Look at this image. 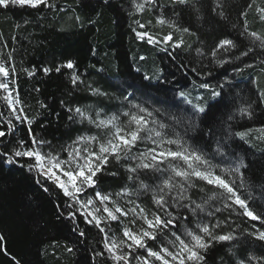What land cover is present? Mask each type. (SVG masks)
Masks as SVG:
<instances>
[{
	"label": "trees",
	"instance_id": "1",
	"mask_svg": "<svg viewBox=\"0 0 264 264\" xmlns=\"http://www.w3.org/2000/svg\"><path fill=\"white\" fill-rule=\"evenodd\" d=\"M158 2L162 9L146 11L135 19L145 24L151 21V26L145 30L158 37L172 31L174 37L183 39L181 48L168 47L165 51L164 45L137 39L132 31L137 27L134 18L127 14L132 10L130 0H110L111 6H106L103 0H49L52 7H0V62L11 57L16 69L13 78L22 106L30 118H35L33 132L36 137L50 141L52 148L59 152L62 145H69L76 137L95 135L96 131L87 121L81 122L78 118L69 121L67 107H82L93 116L103 110L102 114H116L124 123L126 118L121 113L128 107L124 97L129 92L134 93L135 98L129 97L133 103L147 102L146 106L160 109L158 119L165 124L174 125L172 117L180 119L183 124L191 110L179 99L177 92L189 93L194 103L197 97L213 102L210 91L200 85L208 83L215 87L227 78L230 83L223 89L224 106L221 111L213 108L216 125L222 128L227 117L232 115L233 131L252 130L245 140L234 138L235 142L229 143L232 154L243 157L248 165L244 173L246 194L251 195L255 204H264V131L261 130L264 129V97L261 96L264 93V51L256 47L247 57L240 56V52L252 47L249 38L240 35L244 17L239 13L247 0H188L184 5L173 4L172 0ZM218 4L221 7L217 11H223V16L213 11ZM256 6H264V0H256ZM156 11H163L178 28H189L190 33L155 24ZM77 16L80 20L76 19ZM247 24L251 31L264 36V23L258 20L255 12H250ZM223 38L232 39L237 47L230 52L221 50L212 57L211 50ZM197 49L201 52L197 53ZM218 59L229 62L221 66L216 62ZM68 60L75 62V69L62 67L59 73L54 70ZM44 67L53 71L46 75L42 71ZM235 67L242 71L234 72ZM33 68L34 75L29 76L27 73ZM74 71L83 81L75 87L70 82ZM145 75L151 79H143ZM88 85L109 95H93ZM3 95L0 92V112L3 113L0 124L8 116ZM173 101L180 107H176ZM241 106H250L252 115H239L236 109ZM199 119L206 118L201 116ZM174 126L175 131L190 143L194 142L192 137L201 136L199 129L185 134L184 127ZM200 127L204 129V139L211 144L207 149L211 153L216 138L209 139L207 124ZM21 139L28 140L27 128L17 124L13 135L0 140V151L5 150L4 145L9 150L15 148ZM199 142L202 144L203 140ZM146 146L150 145L141 144L139 149ZM44 151L49 148L45 147ZM61 156L63 158V153ZM18 159L19 163L9 164L0 156V235L4 237L0 241V264H16V261L19 264H113L107 258L93 260L95 252L102 248V234L82 219H69L66 212L68 198L51 184L45 185L49 187L45 192L35 181L36 171L29 172L26 167H20L29 161ZM213 162L218 163L219 158ZM125 167V161L111 160L98 175L95 190L115 194L124 186L135 188L127 180ZM113 172L115 176L110 175ZM146 183L152 181L146 180ZM93 191L89 189L88 195L91 196ZM192 193V199L200 202L201 197L211 194V186L204 193L198 189H193ZM150 200L151 193H142L138 202L152 207ZM209 203L213 208L222 207L219 202ZM179 211L189 215L183 209ZM201 217L207 222L203 213ZM217 217L223 220L229 217V213L222 211ZM229 223L238 239L213 242L206 252L205 264H237L238 260L249 257L255 258L251 264H264V242L248 235L254 230H264L261 221L233 213ZM77 224L78 230L74 231ZM123 224H128V219H124ZM121 227V224L112 223L109 237L122 238ZM79 230L85 231V236H79ZM170 239L173 237L158 239L150 246L157 249L159 244H166ZM66 247L73 251L69 253ZM143 254L137 252V255Z\"/></svg>",
	"mask_w": 264,
	"mask_h": 264
},
{
	"label": "snow or ice",
	"instance_id": "2",
	"mask_svg": "<svg viewBox=\"0 0 264 264\" xmlns=\"http://www.w3.org/2000/svg\"><path fill=\"white\" fill-rule=\"evenodd\" d=\"M130 2L132 10L127 14L134 18L133 22L137 27L132 31L137 39L145 40L148 44L164 45L165 51L168 47L178 49L183 46V39L174 37L172 31L158 37L145 30L151 26V21L145 24L135 19L137 15H142L146 11L162 9L163 6L158 0H130ZM103 3L111 6L110 0H103ZM172 3L184 5L188 0H172ZM9 5L32 8L41 5L53 6L49 0H0V7L7 8ZM220 7L221 5L218 4L213 11L223 16V11H217ZM250 12H255L258 20L264 23V6H256V0H247L246 6L239 13L244 17L243 31L240 35L249 38L252 47L240 52V56L243 57H247L256 47L264 51V36L251 31L247 24ZM76 19L80 20V17L77 16ZM155 24L190 33L189 28H178L163 14V11H156ZM137 28L140 30L138 31ZM236 47L232 39L223 38L216 43L210 54L216 57L219 51L230 52ZM196 51L201 52L200 49ZM216 62L222 66L229 61L218 59ZM62 67L75 69L76 64L68 60L54 70L59 73ZM15 71L11 57L7 61L0 62V92L4 93L2 99L6 102L5 106L8 110V116L4 117L3 123L0 124V140L13 135L17 124L27 128L28 140H19L16 147L11 150L4 145L5 150L0 151V156H3L5 162L9 164L19 163L18 158H26L29 163L20 164V167H26L29 172L35 170L37 173L34 177L35 181L45 192L49 191V187L45 185L51 184L68 198L70 202L66 204L67 217L73 221L82 219L85 224L95 227L102 234V248L95 252L94 261L96 257H101L111 260L113 264H132L133 260L137 264H205L206 252L213 242L238 239L229 223L233 213L252 221H261L264 225V204H255L251 195L245 192L244 173L248 165L243 157L232 154L229 143L230 141L234 143V138L245 140L252 130L233 131L231 121L234 116L232 115L227 117L222 128L216 125L213 108L221 111L224 106L223 89L230 83L227 78L215 87L208 83L200 85L201 88L210 91L213 102L197 97V102L194 103L189 93L182 90L177 92L179 99L191 110V115L183 124L176 117L171 119L174 125L185 128V134L199 129L201 136L192 137L194 141L192 143L176 132L174 125L165 124L158 119L160 109L146 106L147 102L133 103L129 97L135 98L134 93L129 92L124 97L128 107L121 113L126 118L124 123H121L120 116L116 114H102L103 110L97 111L93 116L82 107H67L66 110L70 113L69 121H75L77 118L81 122L87 121L88 124L101 130V134L80 135L69 145H62L57 152L52 148L50 141L36 137L33 132L32 123L35 118H30L22 106L18 86L13 78ZM42 71L47 75L53 69L44 67ZM233 71L239 72L242 69L235 67ZM34 72L35 68L27 74L32 76ZM143 79L150 80L151 77L145 75ZM70 82L74 87L83 83L81 76L75 71L70 76ZM87 87L93 95H109L91 85ZM261 96L264 97V93H261ZM61 103L63 104V101ZM173 103L176 107H180L175 101ZM236 111L241 116L252 115L250 106H241ZM201 116L206 119H199ZM0 117H3L2 112ZM201 124H207L209 139L216 138L211 153L207 151L211 148V144L208 139H204V129L200 127ZM200 140H203L202 144ZM141 144L150 146L140 150ZM45 147H48L49 151H44ZM133 149H136L135 153ZM216 158H219L218 163L213 162ZM111 160L117 163L125 161L127 180L131 181L135 188L124 186L115 194L95 190L98 186V175ZM110 175L115 176L116 173ZM141 176L144 178L141 179ZM146 180H151L152 183H146ZM201 183L203 187H199ZM208 186H211L210 195L201 197L200 202L192 199L193 189L204 193ZM89 189L94 190L91 196L88 195ZM142 193H151L152 207L138 202ZM121 200L124 201L123 204L120 203ZM210 201L219 202L222 207L213 208ZM180 209L189 215L181 214ZM222 211H227L229 217L219 219L217 213ZM201 213L208 218L207 222L201 217ZM124 219H128V224H123ZM114 222L122 225L120 229L122 238L118 239L114 235L109 237V227ZM181 228L183 231H180ZM73 230H78V224ZM78 234L83 237L86 233L79 230ZM248 235L264 242V230H254ZM167 236L173 239L167 240L166 244H159L157 249L150 246V243ZM3 239L4 237L0 235V241ZM65 250L69 253L73 251L71 247H66ZM137 252L144 254L137 255ZM252 259L255 258L240 259L237 264H251ZM16 264H19V261H16Z\"/></svg>",
	"mask_w": 264,
	"mask_h": 264
},
{
	"label": "rangeland",
	"instance_id": "3",
	"mask_svg": "<svg viewBox=\"0 0 264 264\" xmlns=\"http://www.w3.org/2000/svg\"><path fill=\"white\" fill-rule=\"evenodd\" d=\"M100 134H101V130L96 129L95 135H100ZM169 247H171V246L169 245ZM132 264H137V262L135 260H133Z\"/></svg>",
	"mask_w": 264,
	"mask_h": 264
}]
</instances>
